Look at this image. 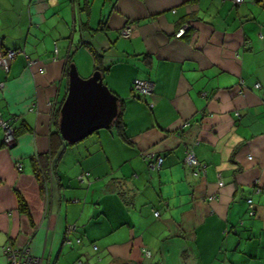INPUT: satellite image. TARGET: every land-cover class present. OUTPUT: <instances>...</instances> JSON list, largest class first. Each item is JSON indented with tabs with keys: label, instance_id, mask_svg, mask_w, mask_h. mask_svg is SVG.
Instances as JSON below:
<instances>
[{
	"label": "crops",
	"instance_id": "obj_1",
	"mask_svg": "<svg viewBox=\"0 0 264 264\" xmlns=\"http://www.w3.org/2000/svg\"><path fill=\"white\" fill-rule=\"evenodd\" d=\"M8 49L21 52L0 65V119L14 134L6 147L0 124V264L5 245L40 264H264V0H0ZM69 58L83 78L104 69L128 142L101 129L46 169ZM135 77L154 83L146 98Z\"/></svg>",
	"mask_w": 264,
	"mask_h": 264
},
{
	"label": "water",
	"instance_id": "obj_2",
	"mask_svg": "<svg viewBox=\"0 0 264 264\" xmlns=\"http://www.w3.org/2000/svg\"><path fill=\"white\" fill-rule=\"evenodd\" d=\"M118 99L103 83L99 71L83 78L70 63L66 94L59 108L58 131L63 140L74 143L108 129L118 116Z\"/></svg>",
	"mask_w": 264,
	"mask_h": 264
},
{
	"label": "built area",
	"instance_id": "obj_3",
	"mask_svg": "<svg viewBox=\"0 0 264 264\" xmlns=\"http://www.w3.org/2000/svg\"><path fill=\"white\" fill-rule=\"evenodd\" d=\"M240 1L241 0H234V3L238 4L240 3ZM183 27L176 31V33L174 34L176 37H179L182 34V32H184V29L186 28V26H183ZM131 34H132V29L129 26H126L120 30V36L124 38L130 37ZM20 52L21 51L17 49L16 50L8 49L6 50V52H0V65L2 66L5 72L8 71V65H7L8 59H12L17 53H20ZM152 87H153V84L147 80L135 78L132 81L133 90L136 91L142 97L149 95L152 91ZM254 87L259 88V84L255 83ZM240 93L242 92L240 91ZM0 124L2 125V129H3V139H2L3 141L2 142L6 147H11L12 144L14 143L13 129L11 128L7 120L0 119ZM144 158H146V160H149V166L152 168H155V167L159 168V166L162 163L161 157H156L154 161H151L150 159L152 158V153H149V152L144 153ZM183 160H184V163L192 169V175H195L196 173H199V172L201 174L204 173V165L202 163H199L196 160V157L192 149L185 150ZM16 169L17 170L21 169L20 163H16ZM216 176L218 178V182H217L218 186L223 185L220 179V175L217 174ZM247 202L249 203V206L252 205L251 199H248ZM155 215H157L156 212H155ZM74 230H75V226L69 225L65 232L71 233ZM96 248L97 247L93 245V249L95 250ZM2 250L6 257L7 264H40L39 258L31 255L29 253V248H27V246L14 247L11 245H5L3 246ZM143 253L147 254L148 252L143 250Z\"/></svg>",
	"mask_w": 264,
	"mask_h": 264
},
{
	"label": "trees",
	"instance_id": "obj_4",
	"mask_svg": "<svg viewBox=\"0 0 264 264\" xmlns=\"http://www.w3.org/2000/svg\"><path fill=\"white\" fill-rule=\"evenodd\" d=\"M98 59V57H96ZM96 60V59H95ZM69 61V62H68ZM67 61V65L66 67L64 68V76L66 77V85H67V72H68V66L69 64L71 63V60L69 58V60ZM97 68V67H96ZM100 71L101 69L98 68ZM99 71V72H100ZM102 71H104V69H102ZM135 78H139V77H135ZM133 78L132 81L135 79ZM140 79H143V80H147L149 81L150 83L153 84L154 86V83L148 79H144V78H140ZM132 81H131V87H132ZM104 83V82H103ZM133 90V88H132ZM111 91V90H110ZM152 91H153V87H152ZM151 91V92H152ZM112 92V91H111ZM136 92V91H135ZM113 93V92H112ZM65 94L63 95V99L65 97ZM115 94V93H114ZM151 94V93H150ZM149 94V95H150ZM140 98H146L147 96H144L142 97L141 95L137 94ZM62 99V101H63ZM62 103V102H61ZM55 105L52 107V110H51V119L54 121V125L56 127V130L54 132H51L50 133V141L52 142L54 140V144H52L50 142V150H49V157H46V161L44 162L46 164V169L50 166V156H52L53 154L56 153V151L59 149V147H62L63 146V149L70 146L71 144L73 143H68L66 141L63 140L62 136L60 135L59 131H58V119H59V108H60V105ZM123 107H124V103H123V100H121L120 98L118 99V109H119V113H118V116L115 118V120L113 121V123L111 124V126L108 128V130H110L111 128H114V133L116 135L117 138H119L121 141H124V142H128V137L127 135L125 134V124L123 123L122 121V112H123ZM97 132V131H95ZM94 132V133H95ZM99 132V130H98ZM76 143V142H74ZM53 146V147H52ZM40 157L38 158V156L36 157H33L32 159V165H33V171L35 173V177L36 178H39L40 179V182H41V186H42V191L43 193L44 192V188H45V176H44V171H47V170H44L42 169V160L40 159ZM57 159V158H56ZM197 160V159H196ZM198 161V160H197ZM199 162V161H198ZM200 163V162H199ZM188 167V166H187ZM190 169V172L192 174V169L190 167H188ZM86 175L88 174V172H84ZM198 173H196L195 175H197ZM16 199H17V209L20 213L22 214H25L27 216H29V211H28V206H27V203L26 201L24 200V198L20 195V193H16ZM248 200V199H247ZM248 203V202H247ZM46 206V205H44ZM157 213V212H156ZM158 214V213H157ZM96 250V249H95Z\"/></svg>",
	"mask_w": 264,
	"mask_h": 264
},
{
	"label": "rangeland",
	"instance_id": "obj_5",
	"mask_svg": "<svg viewBox=\"0 0 264 264\" xmlns=\"http://www.w3.org/2000/svg\"><path fill=\"white\" fill-rule=\"evenodd\" d=\"M184 32H182V34H183ZM181 34V35H182ZM8 60H10V59H8ZM114 129V128H113ZM101 130V129H100ZM102 130H106V129H102ZM92 137H93V134L92 135H90V136H88V137H86L85 139H83V140H81L80 142H78L77 144H80V145H78V146H80L81 148L83 147V143H89V141H91V139H92ZM84 146H86L87 148H88V150H91V148L92 147H94L95 145H84ZM83 149V148H82ZM248 208H249V210H248V214L249 215H253L254 214V210H253V206L251 205V206H249V203H248Z\"/></svg>",
	"mask_w": 264,
	"mask_h": 264
}]
</instances>
